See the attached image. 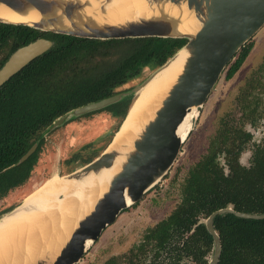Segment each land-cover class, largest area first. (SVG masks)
Listing matches in <instances>:
<instances>
[{
	"label": "water",
	"instance_id": "obj_1",
	"mask_svg": "<svg viewBox=\"0 0 264 264\" xmlns=\"http://www.w3.org/2000/svg\"><path fill=\"white\" fill-rule=\"evenodd\" d=\"M140 1L141 6L133 4ZM121 5H130L127 12L131 13L124 12V9L120 11ZM114 11L125 15L116 17ZM12 13L27 21L12 19ZM0 22L99 40L144 37L187 40L135 87L81 105L57 117L16 162L20 165L28 160L45 136L65 122L122 101L134 100L158 72L183 54L181 69L152 115L134 130V136L113 148H110L111 140L93 160L64 175L68 179L83 180L112 171L106 189L100 192L93 206L78 218L72 232L59 246L47 244L35 257L25 254L22 262L77 264L121 212L141 201L170 171L224 70L264 26V0H0ZM54 45L52 39L40 37L15 50L0 68V88ZM194 109L198 112L193 120L195 126L183 137L182 125ZM127 118L128 114L123 122ZM22 204L23 201L1 217ZM228 213L242 218L264 219V213L224 207L202 220L214 239V253L208 264H218L222 250L214 219Z\"/></svg>",
	"mask_w": 264,
	"mask_h": 264
},
{
	"label": "trees",
	"instance_id": "obj_2",
	"mask_svg": "<svg viewBox=\"0 0 264 264\" xmlns=\"http://www.w3.org/2000/svg\"><path fill=\"white\" fill-rule=\"evenodd\" d=\"M40 37L52 39L55 45L0 88V199L30 177L44 139L28 160L20 165L16 162L57 117L117 93L119 86L140 76L144 65L161 66L187 41L162 37L99 40L0 22V68L15 50ZM121 43L128 44L124 57L116 63L103 62ZM250 46L246 43L240 49L237 65L245 60ZM92 62L95 65L88 66ZM237 65L231 67L229 77ZM38 81L43 84L39 97L49 104L43 110L20 102L21 85L24 93H31ZM131 103L122 101L106 109L123 121ZM223 146L220 151L229 157L230 172H224L214 149L195 164L183 185L180 205L168 219L148 228L143 241L129 251L131 255L139 252L142 264L150 255L158 258L162 251L207 264L214 253V239L203 218L224 207L264 213V151L251 168H243L237 160L240 144L239 149L236 144ZM99 154L89 157L85 164ZM214 225L222 243L218 264H264V219L228 213L217 215Z\"/></svg>",
	"mask_w": 264,
	"mask_h": 264
},
{
	"label": "rangeland",
	"instance_id": "obj_3",
	"mask_svg": "<svg viewBox=\"0 0 264 264\" xmlns=\"http://www.w3.org/2000/svg\"><path fill=\"white\" fill-rule=\"evenodd\" d=\"M249 42L253 43V48L246 61L232 79H226L225 71L221 75L170 171L141 201L123 210L77 264H106L110 257L125 254L142 240L149 227L169 216L180 205L183 200L182 188L187 177L195 164L212 149L218 151L217 161L224 167V171L227 168L229 173L227 165L229 157L220 149L224 147L223 145L232 144L231 132L245 130L247 124L248 130L253 131V137L246 149L254 153L257 144L263 145L264 26ZM127 48V43L116 45L112 55L105 57L103 62L109 64L119 62ZM94 62L88 66L95 65ZM157 68L144 65L140 76L122 84L117 91L135 87ZM22 87L23 85L19 93L21 103L27 101L32 109L35 105L42 108L40 110L49 107L48 102L39 97L40 89H43L40 81L36 82L31 93L28 91L24 93ZM252 109H255V113H250ZM122 122V117L103 109L71 119L52 129L44 138L45 143L39 161L31 170L30 177L0 199V217L20 204L53 173L68 174L83 166L89 157L101 153L109 145ZM225 139L227 143H221V140ZM52 214L57 216V211H53Z\"/></svg>",
	"mask_w": 264,
	"mask_h": 264
},
{
	"label": "bare ground",
	"instance_id": "obj_4",
	"mask_svg": "<svg viewBox=\"0 0 264 264\" xmlns=\"http://www.w3.org/2000/svg\"><path fill=\"white\" fill-rule=\"evenodd\" d=\"M139 3L133 4L141 6V1ZM130 8V5H121L119 10L127 12ZM124 12L114 11V15L121 17L125 15ZM11 17L16 21H27L15 13ZM183 59V54H179L137 93L127 112L128 118L116 131L120 129L112 138L110 148L118 147L133 137L134 130L152 115L181 69ZM197 116L195 109L187 115L182 125L183 137L195 126L193 120ZM111 173L93 175L83 180L68 179L58 172L49 176L39 188L24 198L21 206L0 218V264L13 261L22 264L25 254L35 257L47 244L59 246L72 232L78 218L89 211L100 192L106 189ZM53 211H57V216L52 214Z\"/></svg>",
	"mask_w": 264,
	"mask_h": 264
},
{
	"label": "flooded vegetation",
	"instance_id": "obj_5",
	"mask_svg": "<svg viewBox=\"0 0 264 264\" xmlns=\"http://www.w3.org/2000/svg\"><path fill=\"white\" fill-rule=\"evenodd\" d=\"M251 43V46L249 48V52L248 55L246 56L245 60H243V62H241L239 65H237V59H239V57L241 56L240 51L236 54V56L234 57V59L232 60V62L227 66V68L224 70L226 73V79H232L237 73L238 71L241 69L242 65L244 64V62L246 61L247 57L249 56L252 48H253V43L252 42H248ZM237 65V69L233 72V74L229 77V71L231 69L232 66ZM224 73V72H223ZM132 102V100H131ZM250 113H255V109H252L250 111ZM253 120V119H252ZM254 121V120H253ZM232 133V145L236 144V148H238V145L240 144L241 150L240 153L237 156V160L239 158V156L241 155V153L247 148V144H249L252 140L253 137V131L251 130H244V129H240V131H233ZM227 140H221V143H225ZM256 144V143H255ZM258 147L256 150H254L253 153V159H252V165L255 162V159L258 158V156H260L262 153V151H264V141H263V145L261 146V144H257ZM224 152V150H222ZM229 161L227 162V165L229 167ZM224 169V167H223ZM225 172V171H224ZM229 172H230V167H229ZM226 173V172H225ZM228 174V173H226ZM173 212V211H172ZM172 212L170 213V215L172 214ZM169 215V216H170ZM163 218L162 220H160L159 222L168 219V217ZM158 222V223H159ZM158 223H156L155 225L151 226L154 227L156 226ZM150 228V227H149ZM144 239V238H143ZM138 241L136 244H134L128 251H130L132 248L135 247V245H137L138 243H140L141 241ZM127 251V252H128ZM123 253L120 255H114L113 257H110L107 261L106 264H142L141 263V254L138 252L136 254H138V256H136V254H132L131 253ZM213 256V254H212ZM212 256L210 257V259L212 258ZM115 258V260H113ZM140 258V259H139ZM209 259V261H210ZM178 260V264H191V263H195L198 264L196 262L191 261L190 259L187 258L186 255L184 254H175V253H166L165 251H162V253H160L158 258H154L153 255H150V259L147 260L146 264H176V261ZM208 264V263H207Z\"/></svg>",
	"mask_w": 264,
	"mask_h": 264
},
{
	"label": "clouds",
	"instance_id": "obj_6",
	"mask_svg": "<svg viewBox=\"0 0 264 264\" xmlns=\"http://www.w3.org/2000/svg\"><path fill=\"white\" fill-rule=\"evenodd\" d=\"M246 130L249 128V125H245ZM259 143V141H256ZM252 157L253 151L250 149H245L238 158V163L243 168H251L252 167ZM225 172L227 173V168H225Z\"/></svg>",
	"mask_w": 264,
	"mask_h": 264
}]
</instances>
